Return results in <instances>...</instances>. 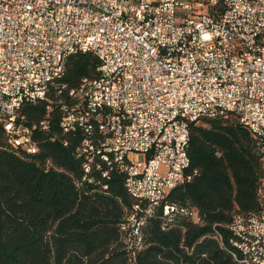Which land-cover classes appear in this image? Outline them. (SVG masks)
I'll list each match as a JSON object with an SVG mask.
<instances>
[{"label": "built area", "instance_id": "built-area-1", "mask_svg": "<svg viewBox=\"0 0 264 264\" xmlns=\"http://www.w3.org/2000/svg\"><path fill=\"white\" fill-rule=\"evenodd\" d=\"M75 53L100 65L67 90L58 81ZM51 89L66 94L51 101L60 129L83 136V170L98 159L124 174L136 204L121 231L139 250V227L191 180L190 124L231 115L264 151V0H0V125L11 149L39 152L33 133L49 123L17 117ZM230 229L241 263L264 264V208Z\"/></svg>", "mask_w": 264, "mask_h": 264}, {"label": "trees", "instance_id": "trees-1", "mask_svg": "<svg viewBox=\"0 0 264 264\" xmlns=\"http://www.w3.org/2000/svg\"><path fill=\"white\" fill-rule=\"evenodd\" d=\"M99 65L91 53L72 54L58 85L76 89L97 77ZM60 97L66 94L51 89L48 101L19 110L26 126L49 123V132L33 133L34 155L11 149L0 125V264H242L230 226L235 216L248 220L264 208V151L235 117L190 124L191 180L144 221L141 248L131 250L121 226L136 202L125 176L98 159L83 170L75 153L83 136L60 129L51 103ZM166 205L176 211L163 216Z\"/></svg>", "mask_w": 264, "mask_h": 264}]
</instances>
